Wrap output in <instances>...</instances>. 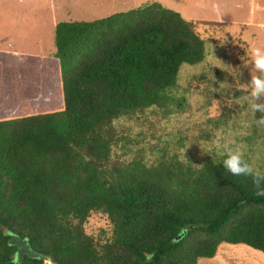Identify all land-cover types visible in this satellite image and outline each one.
I'll use <instances>...</instances> for the list:
<instances>
[{
    "label": "trees",
    "instance_id": "1",
    "mask_svg": "<svg viewBox=\"0 0 264 264\" xmlns=\"http://www.w3.org/2000/svg\"><path fill=\"white\" fill-rule=\"evenodd\" d=\"M54 47L35 60L43 102L0 115V264L16 255L12 235L53 264H200L222 245L264 255V197L250 178L221 155L193 163L165 146L148 156L128 126L185 113L180 67L205 57L192 22L152 2L59 22ZM95 215L109 232L86 231Z\"/></svg>",
    "mask_w": 264,
    "mask_h": 264
},
{
    "label": "rangeland",
    "instance_id": "2",
    "mask_svg": "<svg viewBox=\"0 0 264 264\" xmlns=\"http://www.w3.org/2000/svg\"><path fill=\"white\" fill-rule=\"evenodd\" d=\"M152 2L194 24L205 57L180 67L174 95L187 102L183 115L162 121L150 117L128 126L138 133L148 156L167 146L180 160L199 163L234 142L264 170V126L254 120L261 114L253 118L247 105L239 103L247 94L240 86L250 79L249 49L264 46V0H0V115L43 102L48 77L35 60L55 52L57 23L93 21ZM222 82L230 88L220 87ZM86 231L98 235L109 232V226L95 215ZM200 264H264V255L244 245H222L213 259Z\"/></svg>",
    "mask_w": 264,
    "mask_h": 264
},
{
    "label": "clouds",
    "instance_id": "3",
    "mask_svg": "<svg viewBox=\"0 0 264 264\" xmlns=\"http://www.w3.org/2000/svg\"><path fill=\"white\" fill-rule=\"evenodd\" d=\"M249 51L251 56L250 79L247 85L241 84L240 86L241 90L247 94L239 97V103L247 105L253 118L257 113H260V118H254V120L256 125L264 126V46L253 45ZM219 86L230 88L228 84L223 82ZM221 147L220 155L223 157V168L233 176L250 178L255 196L257 198L264 197V170L256 167L253 162L246 159L242 145L234 146V142H226ZM201 166L203 165L194 167Z\"/></svg>",
    "mask_w": 264,
    "mask_h": 264
},
{
    "label": "water",
    "instance_id": "4",
    "mask_svg": "<svg viewBox=\"0 0 264 264\" xmlns=\"http://www.w3.org/2000/svg\"><path fill=\"white\" fill-rule=\"evenodd\" d=\"M8 243L11 246H15L17 251L13 260L3 264H19L24 256H27L30 259H38L40 261L53 264V260L48 255L40 254L32 250L27 239H22L17 235H12Z\"/></svg>",
    "mask_w": 264,
    "mask_h": 264
}]
</instances>
